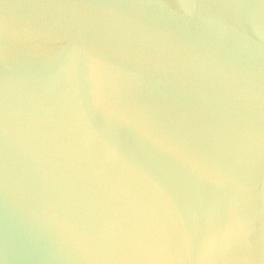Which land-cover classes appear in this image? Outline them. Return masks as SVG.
<instances>
[{
	"label": "water",
	"instance_id": "1",
	"mask_svg": "<svg viewBox=\"0 0 264 264\" xmlns=\"http://www.w3.org/2000/svg\"><path fill=\"white\" fill-rule=\"evenodd\" d=\"M0 264H264V0H0Z\"/></svg>",
	"mask_w": 264,
	"mask_h": 264
}]
</instances>
